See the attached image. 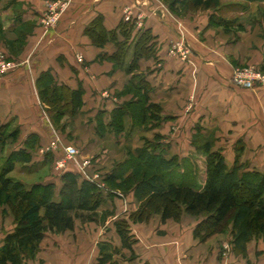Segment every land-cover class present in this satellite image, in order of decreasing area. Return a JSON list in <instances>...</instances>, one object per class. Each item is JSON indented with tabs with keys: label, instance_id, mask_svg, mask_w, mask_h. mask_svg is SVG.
<instances>
[{
	"label": "crops",
	"instance_id": "crops-1",
	"mask_svg": "<svg viewBox=\"0 0 264 264\" xmlns=\"http://www.w3.org/2000/svg\"><path fill=\"white\" fill-rule=\"evenodd\" d=\"M53 2H0L1 31L8 40H16L17 45L14 51L9 45L4 47L11 60L18 62L15 69L0 77V122H9L12 130H18L17 139L6 146L4 156L10 150L23 146L27 137L33 140L37 160L48 152L45 147L50 142L57 141L60 146L66 144L62 131L52 122L46 104L38 95L37 78L49 70L56 83L70 89L81 87L83 103L79 113L70 121L85 134L116 143V134L111 131L102 137L97 134L96 115L101 112L103 121L107 122L115 100L123 101L122 97H117L118 91L113 90H121L132 80H137L135 75H141L149 101L160 106L161 119L155 126L158 130H152L148 124L154 135H175L177 142V137H191L200 130L203 136L215 139V149L221 148L227 153L225 160L228 166L233 163L236 149L242 146L240 161L264 170V85L249 89L237 86L231 80L232 61L251 57V62L264 68L262 16L261 21L253 24L250 18L239 19L244 29L251 27L244 30L241 42L227 41L221 34L215 35V30L208 24V10H204L203 15L185 18L171 13L161 0H71L60 21L50 29H43L40 25L44 8ZM252 4L259 8L257 1L250 2L249 8ZM95 19H98L99 29L106 37L103 44L95 43L87 30ZM120 23L129 25L120 30ZM143 31L151 36L146 44H154L151 47L154 54L147 49L136 57L135 44ZM23 39L28 44L19 46ZM123 42L125 50L118 62L113 55L118 52L117 44ZM176 42L187 48L186 58L170 53L172 44ZM77 55H81L82 60H78ZM125 96L133 98L132 94ZM139 128L142 127H131V119L127 115L125 129L118 135L128 130L135 136ZM105 159V154H99L96 160L102 164ZM69 168L81 171L78 163L71 164ZM31 172L26 174L38 171ZM55 184L58 188L59 180ZM1 215L0 212V245L13 227V224L2 222ZM7 215L13 219L10 213L3 216ZM137 225H130L137 238L133 245L136 256L131 259L130 250L122 248L114 226L110 239L106 231L88 230L76 221L68 234L46 232L37 253L22 264H96L98 245L102 241H110L120 248L111 259L115 264H176L174 254L182 255V259L187 256L196 260L198 257L199 248L185 237H173L162 242L153 237V231L148 230L147 233ZM191 229L187 231L191 233ZM159 234L164 233L161 231ZM214 246L216 248L208 252L206 264H213L215 260L219 244ZM263 246L264 242L260 240L252 244L259 251ZM182 248L185 249L183 252L180 251ZM253 253L246 249L245 255L237 253L233 259L238 258V264H243L241 260ZM228 264H231L230 260Z\"/></svg>",
	"mask_w": 264,
	"mask_h": 264
},
{
	"label": "trees",
	"instance_id": "trees-1",
	"mask_svg": "<svg viewBox=\"0 0 264 264\" xmlns=\"http://www.w3.org/2000/svg\"><path fill=\"white\" fill-rule=\"evenodd\" d=\"M167 1L178 14L187 7L208 10L209 25L240 29L243 27L239 18L248 11L250 2L257 1L264 19V0ZM128 25L120 23V30ZM99 27V21L95 19L87 30L97 44H103L106 37H103L105 34ZM149 37L148 32L143 31L137 39L136 57L147 49L154 54V44H146ZM124 44L118 43V52L113 55L118 62L124 54ZM15 46L9 42L12 51L16 49ZM258 69L264 71V68ZM134 78L137 79L135 82L132 80L117 92L119 99L127 94H132L133 99L115 100L107 122L103 121L101 112L97 113L95 128L100 137L108 131L116 135L124 131L127 115L130 116L131 127L158 126L160 106L149 101L143 76L135 75ZM37 88L40 100L52 107L57 116L64 114L71 120L79 113L83 103L81 87L70 89L56 83L46 70L38 76ZM55 118L51 116L56 126ZM17 135L18 130H12L9 122H0V156L6 146L17 139ZM30 138L24 140L23 146L10 150L0 168L1 213H10L13 217V227L5 234L0 245V264H22L37 253L46 232L73 230L76 221L104 224L112 218L122 248L130 250L129 259L135 255L133 245L137 242L130 225L144 221L151 215H158L162 224L167 220L178 221L182 215L199 218L192 232L193 237L201 240L229 227L232 249L242 255L246 254L247 243L252 238L261 236L264 239V170L240 161L242 146L236 149L233 163L228 166L222 149L214 148L215 139L203 136L200 130L191 136L190 144L194 148L191 156L167 155L158 144L147 140L128 151L126 158L117 161L113 168L100 176L106 187L102 188L97 180L83 176L81 171L70 169L69 162L59 174V186L56 188L54 181L25 184L8 176L18 166L46 165L52 158L56 160L63 155V152L59 154L52 150L37 160L33 151L35 145ZM88 172V176L93 174ZM117 191L130 192L138 202V209L129 214V219L104 206L107 199L116 197ZM98 246L96 264H115L111 259L119 253L120 248L110 241H102Z\"/></svg>",
	"mask_w": 264,
	"mask_h": 264
},
{
	"label": "rangeland",
	"instance_id": "rangeland-1",
	"mask_svg": "<svg viewBox=\"0 0 264 264\" xmlns=\"http://www.w3.org/2000/svg\"><path fill=\"white\" fill-rule=\"evenodd\" d=\"M167 7V9L178 16H184L191 17L192 15H203L204 10L200 9H192V8H184L181 14H178L176 11H173L168 4L167 0H161ZM71 0H54L53 3H50L53 5L50 6V4H45L44 8V16L45 12H47V9L55 8L54 13H49L51 14L52 21L56 25L60 19L62 18L64 12L67 10L68 6L70 5ZM223 13V12H222ZM43 16V17H44ZM261 12L260 9L255 6V4H252L248 11L244 14L241 15L239 19H251L252 24L255 23V21H261ZM54 25V26H55ZM43 29H50L52 27H47L46 25H40ZM53 26V27H54ZM212 29L215 30V35L216 34H221L222 37H224V40L227 41H242V33L244 30H246L247 26L245 29L242 28H237V27H229L225 28L223 26H217V25H210ZM253 27V26H252ZM93 39V38H92ZM223 40V39H221ZM16 40H8L5 35L3 34L2 31H0V60L3 61V58H5L6 63H3L4 70L0 71L1 72V77L10 72L11 70L15 69L18 65L17 61L11 60V58L8 57V51L6 50V46L8 47L9 42H13L14 45ZM94 41V40H93ZM30 42V41H29ZM96 43V41H94ZM244 42V41H243ZM3 44V45H2ZM24 44H28L24 39L22 42H19L18 45L22 46ZM5 46V47H4ZM17 46V45H16ZM233 70L236 68H241V69H248L249 67L255 66L258 68L257 65H255L253 62H251V57L243 59V61H235L233 62ZM114 64V62H113ZM264 72V71H263ZM264 84H260L257 86H262ZM120 89L113 90V91H119ZM111 94V93H110ZM123 100H131L133 98L129 97H122ZM70 107V106H69ZM67 105V109H69ZM46 109L51 116L57 117L54 120L56 121V126L58 129L62 131V135L64 136L66 144H57L56 153L58 152L59 154L63 152V147L65 145H71L74 148L77 149V153L75 158L70 160L68 163L69 164H76L78 163L81 168V174L86 177L88 176V171L93 172V174H97L98 178L95 179L99 183V185L104 188L106 187V184L102 181L101 177L103 173L106 171L110 170L111 168L114 167V164L117 163V161H121L122 159L126 158L128 155V151L135 149L136 147L140 146L143 144L144 141L150 140L154 141L160 149H163L167 155L171 154H177L178 157L182 156H191L193 153L194 148L190 147V142H191V137L184 136L177 137L178 141H175V135L171 136L170 134L164 135V137L160 136H154L153 132L149 130L148 125L145 127L139 128L138 130L135 131V136L128 130L125 132L126 134L122 135H116L114 137L117 139L116 143L113 141H107L105 139H97L92 135L85 134L78 130V126L76 123L71 122L68 120L67 115H62V116H57L52 110V107L46 105ZM163 115V114H161ZM151 129L154 131H157L153 125L151 126ZM92 141V143H91ZM46 151V150H45ZM52 151V150H51ZM99 154H105L106 159L104 162L99 163L96 159ZM226 155L227 153L224 152ZM55 156V155H54ZM57 157V156H56ZM4 153L0 156V168L3 165L4 162ZM57 159V158H56ZM241 160V159H240ZM55 160H52L47 163L46 165H32V166H18L15 170L11 171L8 173V176L15 179V180H20L24 182L25 184H30L36 181H58V176L61 173V171L55 170L54 168V162ZM248 164V162H245ZM84 164V166H83ZM202 165V163H200ZM42 166V167H39ZM38 171L34 172L32 174H26L29 171ZM80 170V169H79ZM19 172H24V173H19ZM103 192H106V190H103ZM107 193V192H106ZM116 197H111L110 200L107 199L106 203L104 206L109 207L111 210H115L116 214L122 215L126 217V219H129V214L133 213L138 209V202H136L132 194L130 192L122 193V192H116ZM1 210V206H0ZM1 212V211H0ZM2 216V222H7V224H13V219L7 215V216ZM199 218H194L188 215H182V217L178 221L174 220H167L166 223L162 224L160 222V217L158 215H151L149 216L148 219L141 221L139 223H133V224H138L141 226L142 230H146V232L153 231V237L156 239H159L162 242H168L172 240L174 237L175 239H179L180 237L186 238L189 240L191 243H195V246H197L200 250L198 257L195 259L187 257L182 259V255H176L174 254V260L176 264H206V257L208 255V252H211L213 248H216L214 245L215 243L219 244V249L217 250L215 254V260L213 261V264H228L229 260L231 261V264H238V258L233 259V256H237V253L233 251L232 245L230 243V232H229V227L222 229L220 232L214 233L210 237L206 238L205 240H201L199 238L193 237V232L190 233V230L192 225L198 221ZM77 224L79 226H86L88 230L95 229L97 228L98 230L106 231L108 237L111 239V235L113 237V225L111 222V218H109L104 224L101 222H87V223H81L77 221ZM132 224V223H131ZM137 225V226H138ZM138 226V227H139ZM136 230V229H135ZM164 233V234H159V232ZM167 231V233H165ZM192 231V229H191ZM67 234L69 231H65ZM137 232V230H136ZM64 233V232H62ZM258 240L263 241L264 239L260 237L252 238L249 242V246L247 248V252L251 251L254 255L252 254L251 256H246L245 259L241 260L243 264H264V248L259 251L255 250L256 247H252V244L254 242H258ZM264 247V246H263ZM185 250L182 248L180 251L183 252ZM130 256V255H129ZM136 256V254L134 255ZM230 257V259H228ZM197 261V262H196Z\"/></svg>",
	"mask_w": 264,
	"mask_h": 264
},
{
	"label": "built area",
	"instance_id": "built-area-1",
	"mask_svg": "<svg viewBox=\"0 0 264 264\" xmlns=\"http://www.w3.org/2000/svg\"><path fill=\"white\" fill-rule=\"evenodd\" d=\"M50 4V3H47ZM50 6L53 7L52 4ZM55 8L47 9V12L45 16L42 19L43 25H46L47 27H53L55 24L52 21L51 14L54 13ZM49 13H51L49 15ZM170 53L172 54H178L182 59L186 58L188 54L187 48L181 43V42H176L172 44ZM78 60H82L81 55H77ZM3 63H6L5 58H3V61L0 60V71L4 70ZM0 77H1V72H0ZM231 80L234 84L240 87L244 88H254L257 85L264 84V72L255 66L249 67L248 69H239L236 68L233 70L232 75H231ZM57 141H52L50 142L46 147V151H51L56 149L57 146ZM77 153V149L74 148L71 145H65L63 147V155L59 158H57L53 163H54V168L55 170L62 171L63 169L66 168L68 162L75 158ZM84 166V164H83ZM89 178L92 179H97L98 175L97 174H90Z\"/></svg>",
	"mask_w": 264,
	"mask_h": 264
}]
</instances>
